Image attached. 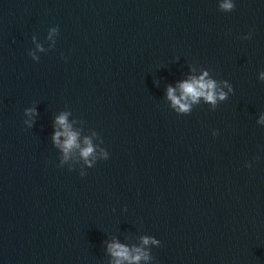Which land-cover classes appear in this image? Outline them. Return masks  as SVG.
Wrapping results in <instances>:
<instances>
[{
	"label": "water",
	"instance_id": "obj_1",
	"mask_svg": "<svg viewBox=\"0 0 264 264\" xmlns=\"http://www.w3.org/2000/svg\"><path fill=\"white\" fill-rule=\"evenodd\" d=\"M222 2L0 0V264H264V0Z\"/></svg>",
	"mask_w": 264,
	"mask_h": 264
},
{
	"label": "clouds",
	"instance_id": "obj_2",
	"mask_svg": "<svg viewBox=\"0 0 264 264\" xmlns=\"http://www.w3.org/2000/svg\"><path fill=\"white\" fill-rule=\"evenodd\" d=\"M220 9L225 12H231L234 10L235 5L233 0H223L220 4ZM53 32L56 29H52ZM250 35L246 37L249 39ZM208 73L205 72L199 78L192 77L191 79L181 82L179 84L180 95L177 96L175 94L176 90L171 86L167 89L168 99L172 102L173 107L177 109L178 112L188 113L190 111V103H198L201 98L204 99L205 102L210 103L214 108L217 104V101H224L227 98V93L218 88V84L213 79H206ZM260 79L264 81V72L260 74ZM224 87H227L229 92L232 91V87L225 81L223 82ZM33 110H27L26 114H30ZM66 115L61 114L57 117L56 123L60 125L64 131H57L53 137L54 141L57 145H59L63 152L65 153V159L68 158V153L74 147H79L77 144V134L69 131V125L66 122ZM262 121H264V117H262ZM63 135L65 140L63 144L60 142V136ZM84 143L87 147L83 148L81 151V156L85 159L86 163H89L88 158L93 155L94 149L91 145V142L85 139ZM104 160L109 158L108 153L103 152ZM89 166L91 164L89 163ZM83 176V173H81ZM149 242L158 243V241L153 240L149 237L143 238V243L147 245ZM109 251L111 255L116 258L115 264H122L123 261H129V264H138V262L143 259H148L147 255L143 253L140 249H135L136 255H132L129 252V249L122 244L113 243L109 245Z\"/></svg>",
	"mask_w": 264,
	"mask_h": 264
}]
</instances>
